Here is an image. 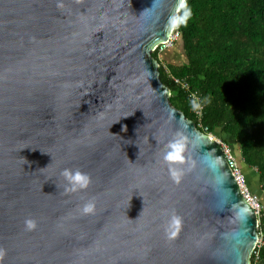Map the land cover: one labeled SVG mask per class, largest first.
Segmentation results:
<instances>
[{"label":"water","instance_id":"water-1","mask_svg":"<svg viewBox=\"0 0 264 264\" xmlns=\"http://www.w3.org/2000/svg\"><path fill=\"white\" fill-rule=\"evenodd\" d=\"M184 2L0 0L2 264H252L255 210L152 57ZM177 131L191 144L179 183L160 159ZM66 167L92 183L66 192Z\"/></svg>","mask_w":264,"mask_h":264},{"label":"trees","instance_id":"trees-1","mask_svg":"<svg viewBox=\"0 0 264 264\" xmlns=\"http://www.w3.org/2000/svg\"><path fill=\"white\" fill-rule=\"evenodd\" d=\"M176 19L183 63L164 68L159 62L170 103L198 130L220 138L238 167L256 170L264 185V0H185ZM158 53H152L156 60ZM172 78L199 95L201 127ZM259 252L264 260V249Z\"/></svg>","mask_w":264,"mask_h":264},{"label":"clouds","instance_id":"clouds-1","mask_svg":"<svg viewBox=\"0 0 264 264\" xmlns=\"http://www.w3.org/2000/svg\"><path fill=\"white\" fill-rule=\"evenodd\" d=\"M190 14V13H189ZM177 26V23H176ZM175 30V29H174ZM193 109H199L201 103L199 98L193 97L191 100ZM191 147L189 138L180 131L164 144L161 153V161L167 166L170 178L179 183L185 173V165L190 164L188 153ZM203 148V145H200ZM206 158L211 160V154L205 152ZM61 176L64 180V190L66 192H79L86 190L92 183V177L89 173L80 170L79 168H63ZM96 210V202L94 199L87 200L81 207L82 214H92ZM182 218L175 213L169 216L165 225V235L171 239L175 237L180 231ZM25 229L33 231L37 228V221L34 218L28 217L24 221ZM6 255V249L0 246V264H2L3 257Z\"/></svg>","mask_w":264,"mask_h":264},{"label":"built area","instance_id":"built-area-1","mask_svg":"<svg viewBox=\"0 0 264 264\" xmlns=\"http://www.w3.org/2000/svg\"><path fill=\"white\" fill-rule=\"evenodd\" d=\"M176 29V26H175ZM175 32V30H174ZM174 32L170 38V41L162 46H159L157 49L158 51H163L162 49H164L166 46L168 47L170 45V42L172 41ZM177 34V38H178V33ZM173 43V42H172ZM172 81H174L176 84L180 85L182 87V89L188 94V97L192 100L193 97H197L200 100L199 95L197 94V92L193 91L189 85H187L184 82H181L177 79L172 78ZM202 105L199 109H192V112L194 114V116L197 118V122H198V126L201 127V118H202ZM206 131V128H204V132ZM210 137H212L211 135H208ZM224 156L226 158L227 164L229 166V168L232 171V174L237 182V184L240 187V191L242 193V195L244 196L245 200H247V202L250 204V206L255 210V213L258 216H260V212H261V206L259 205V200L257 199L256 196H253V194H251L248 190L247 187V182L245 179L244 174L242 173L241 169L238 167V164L236 162L235 157L232 155L231 151L229 150V148L224 145H221ZM259 218V217H258ZM259 226H258V236H259ZM262 241L260 238H258V242H257V246L255 248V250L253 251L252 255L254 256V261H257L259 259V247L261 245Z\"/></svg>","mask_w":264,"mask_h":264},{"label":"rangeland","instance_id":"rangeland-1","mask_svg":"<svg viewBox=\"0 0 264 264\" xmlns=\"http://www.w3.org/2000/svg\"><path fill=\"white\" fill-rule=\"evenodd\" d=\"M175 29V28H174ZM174 32V31H173ZM178 38H177V34L176 32H174V35H173V38H172V41L170 42V45L167 47H165L164 49H162L163 51H158V57H157V60L158 62H160L161 64V60L163 59H169V60H175V59H179L178 55L179 53L181 52H178L179 51V47H178ZM173 42V43H172ZM181 51V50H180ZM212 138L218 142H220L221 145H223V142L221 141L220 138L218 137H215V136H212ZM225 146V145H224ZM226 147V146H225ZM237 162V161H236ZM239 168L241 169V167L239 166ZM242 171V169H241ZM255 175H256V170L252 171ZM242 173L244 174V172L242 171ZM255 175H252L253 176V179L255 180ZM245 176V179L247 180V177L246 175L244 174ZM247 182V181H246ZM247 187H248V184H247ZM248 190L251 194H253V196H256L257 199L259 200V205L261 206V212H260V216H258V220H259V228H260V225L262 223V220L264 219V206H263V198H264V185H261L257 191H252L249 189L248 187ZM251 257L254 258V256L252 255ZM253 262H254V259H253ZM254 264V263H253Z\"/></svg>","mask_w":264,"mask_h":264},{"label":"crops","instance_id":"crops-1","mask_svg":"<svg viewBox=\"0 0 264 264\" xmlns=\"http://www.w3.org/2000/svg\"><path fill=\"white\" fill-rule=\"evenodd\" d=\"M177 45L179 47V51L178 52H180V44L178 43ZM178 57H179L178 60L177 59H175V60L163 59V60H161V65L164 68H166L167 66H171V65L180 66V65H182L183 59H184L183 56H182V53H179ZM243 171L246 174V176H248L247 177V179H248L247 180L248 181L247 184H248L249 189L252 190V191H254V190L257 191L258 188L261 185H258V183L256 182V178H255V180L253 179L252 175H255V174L252 171H250V170H243ZM255 177H256V175H255ZM263 200H264V198H263ZM263 206H264V201H263ZM259 238L261 239L262 243H261V245L259 247L258 252L260 250L262 251V249H264V219L262 220V223L260 225ZM259 256H260V254H259ZM254 264H264V260H261V258L259 257V259L257 261H254Z\"/></svg>","mask_w":264,"mask_h":264}]
</instances>
